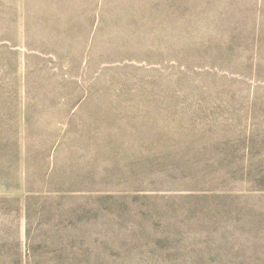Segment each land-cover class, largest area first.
Returning a JSON list of instances; mask_svg holds the SVG:
<instances>
[{"label": "rangeland", "instance_id": "374dc122", "mask_svg": "<svg viewBox=\"0 0 264 264\" xmlns=\"http://www.w3.org/2000/svg\"><path fill=\"white\" fill-rule=\"evenodd\" d=\"M0 264H264V0H0Z\"/></svg>", "mask_w": 264, "mask_h": 264}]
</instances>
